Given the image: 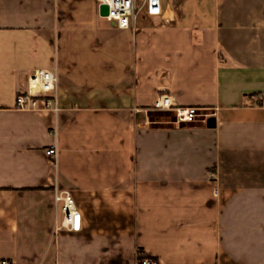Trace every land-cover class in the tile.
<instances>
[{"label": "crops", "instance_id": "crops-1", "mask_svg": "<svg viewBox=\"0 0 264 264\" xmlns=\"http://www.w3.org/2000/svg\"><path fill=\"white\" fill-rule=\"evenodd\" d=\"M184 1L120 29L97 0H0V264H264V0ZM38 69L58 112L16 107Z\"/></svg>", "mask_w": 264, "mask_h": 264}, {"label": "built area", "instance_id": "built-area-1", "mask_svg": "<svg viewBox=\"0 0 264 264\" xmlns=\"http://www.w3.org/2000/svg\"><path fill=\"white\" fill-rule=\"evenodd\" d=\"M99 9L102 5L108 6V14L104 15L108 21L120 29L133 27L134 21L141 13L150 16L163 14V0H97ZM58 76L50 69H38L30 74L26 87L19 88L16 96V107L19 110H60L57 98ZM159 111L172 110L175 113V122L191 123L200 116L199 108L195 106H180L173 102L168 94L159 95L153 105ZM207 115V114H206ZM54 131V130H53ZM54 134V132H53ZM48 157L56 158L58 148L51 145L46 149ZM56 201L64 203L63 223L69 231H79L81 227L80 214L76 211L73 199L69 193L59 195ZM1 264H9L8 260H2ZM138 264H158L157 260L145 257L138 260Z\"/></svg>", "mask_w": 264, "mask_h": 264}, {"label": "water", "instance_id": "water-1", "mask_svg": "<svg viewBox=\"0 0 264 264\" xmlns=\"http://www.w3.org/2000/svg\"><path fill=\"white\" fill-rule=\"evenodd\" d=\"M100 14L102 16L107 15L108 14V6L107 5H102L100 8ZM197 28V25H195L193 27V31H195V29ZM194 44V41L192 42ZM195 45V44H194Z\"/></svg>", "mask_w": 264, "mask_h": 264}, {"label": "rangeland", "instance_id": "rangeland-1", "mask_svg": "<svg viewBox=\"0 0 264 264\" xmlns=\"http://www.w3.org/2000/svg\"><path fill=\"white\" fill-rule=\"evenodd\" d=\"M174 1H175V0H163V3H164L165 5L169 4V5H171L172 7H174ZM187 1H188V2H187ZM188 3H189V0H185V1L183 2L182 6H183L184 4H188Z\"/></svg>", "mask_w": 264, "mask_h": 264}, {"label": "trees", "instance_id": "trees-1", "mask_svg": "<svg viewBox=\"0 0 264 264\" xmlns=\"http://www.w3.org/2000/svg\"><path fill=\"white\" fill-rule=\"evenodd\" d=\"M145 257H149L147 255L144 254V252L142 251L141 248L138 249V259H142V258H145Z\"/></svg>", "mask_w": 264, "mask_h": 264}]
</instances>
